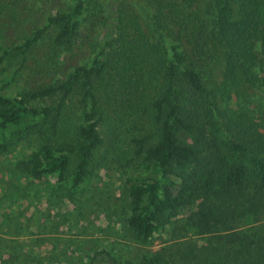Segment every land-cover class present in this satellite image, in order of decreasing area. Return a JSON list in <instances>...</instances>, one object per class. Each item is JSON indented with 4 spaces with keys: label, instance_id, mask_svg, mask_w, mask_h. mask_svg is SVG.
Wrapping results in <instances>:
<instances>
[{
    "label": "trees",
    "instance_id": "obj_1",
    "mask_svg": "<svg viewBox=\"0 0 264 264\" xmlns=\"http://www.w3.org/2000/svg\"><path fill=\"white\" fill-rule=\"evenodd\" d=\"M200 3L69 0L46 13L45 28L24 46L49 30L61 52L88 38L97 51L91 65L63 80L16 95L0 88V131L9 130V141H36L13 164L20 175H55L77 187L107 162L125 160L103 147L98 124L111 100L133 99L141 128L125 165L153 167L158 176L128 187L124 222L132 238L147 243L174 217L182 235L202 236L185 251L187 264H264V130L239 103L246 88L264 84V0ZM57 93L53 105L30 103ZM0 147L8 152L7 141ZM17 248L0 240V254L9 252L4 264L27 262ZM142 259L161 264L155 253Z\"/></svg>",
    "mask_w": 264,
    "mask_h": 264
},
{
    "label": "rangeland",
    "instance_id": "obj_2",
    "mask_svg": "<svg viewBox=\"0 0 264 264\" xmlns=\"http://www.w3.org/2000/svg\"><path fill=\"white\" fill-rule=\"evenodd\" d=\"M68 2L0 0L2 92L16 95L34 90L65 79L78 65H91L99 45L90 42L92 38L83 39L82 45L71 52H61L59 47H54L53 36L47 30L24 46L37 28H45V14L62 10ZM139 3L142 6V0ZM257 47L261 48L259 43ZM261 75L264 77V72ZM60 95L37 98L30 103L53 105ZM80 99L76 94L74 102L78 106ZM119 100L110 101L112 108L106 109V120L99 121L98 129L104 139L103 147L121 150L123 153L117 154L126 160L133 155L130 140L141 128L142 115L140 110H133L134 106H140L133 99L124 106ZM239 101L240 105H247L253 119L264 130V84L258 89L246 88ZM233 102L235 107H240L237 99ZM9 137V130L0 131V145L7 141L9 147L8 152L0 153V240L11 248L21 247L14 249L27 258L21 264H91L96 252H103L96 264H142L143 256L153 253L161 256V264H187L190 257L185 251L191 248L190 244H202L201 235H182L176 229L177 223L172 222L174 217L170 223L159 225L147 243L133 239L125 227L124 218L129 213L128 187L140 183L142 178L158 176L153 167L135 169L125 165V160L109 161L105 167L95 169L83 183L72 187L69 179L60 184L55 175L40 178L27 173L20 175L13 164L29 153L36 141H9ZM177 216L184 217L185 211L180 209ZM8 255V250L2 251L0 264H4Z\"/></svg>",
    "mask_w": 264,
    "mask_h": 264
}]
</instances>
